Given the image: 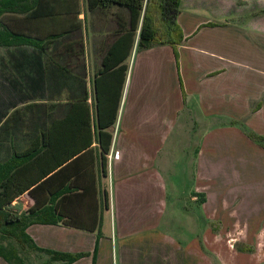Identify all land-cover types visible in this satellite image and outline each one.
Instances as JSON below:
<instances>
[{"label": "crops", "instance_id": "crops-1", "mask_svg": "<svg viewBox=\"0 0 264 264\" xmlns=\"http://www.w3.org/2000/svg\"><path fill=\"white\" fill-rule=\"evenodd\" d=\"M23 17L3 12L0 25L38 37L78 27L42 50L0 47V159L30 156L26 174L48 173L39 181L48 178L42 190L21 194L11 207L20 212L49 198L61 221L92 229L32 224L25 229L32 242L85 254L70 264H264V167L254 170L258 182L247 183L245 167L219 170L212 162L220 136L232 142L228 154L250 153L264 163V103L255 108L264 96V0H179L178 45L139 51L133 45L108 129V153L117 151L118 158L106 162L104 176L93 82L105 51L127 28V10L88 9L87 0H75L64 20ZM219 116L229 123L218 126ZM195 120L206 128L183 147ZM176 128L182 135H174ZM183 148L184 183L172 176L169 161ZM220 172L244 181L221 179Z\"/></svg>", "mask_w": 264, "mask_h": 264}, {"label": "trees", "instance_id": "trees-1", "mask_svg": "<svg viewBox=\"0 0 264 264\" xmlns=\"http://www.w3.org/2000/svg\"><path fill=\"white\" fill-rule=\"evenodd\" d=\"M0 0L1 13L12 14L22 13L23 20H36L57 14L63 17L69 12L71 4L75 0ZM117 5L125 8L128 12V24L126 29L115 38L112 44L105 51L101 60V68L94 79V101L96 108L97 144L100 155V173H106V154L108 153L111 140L112 127L124 74L127 66L124 61L130 55L133 45L134 50H145L157 45H169L174 48L182 40V34L175 19L178 13L179 0H87V8L107 7ZM56 12V13H55ZM163 28V37L159 35V29L155 23ZM205 26H212L207 23ZM78 24L75 23L67 30L57 34H50L44 37L33 36L14 28L0 25V47L29 46L42 50L48 40L57 38L68 31L75 30ZM115 81V84H114ZM264 103V96L256 103L258 108ZM264 140V138H263ZM50 143L47 140L41 145V150L48 151ZM30 156L17 158L10 157L0 159V237L14 241L20 248H25L37 254L48 257L46 262L41 264H70L85 254H69L52 251L37 247L25 234L27 226L32 224L55 225L57 223L73 226L83 230H92L83 227L79 222L70 220L69 223L61 221V216L56 212L57 205L51 207L48 200L36 208H28L24 211H16L11 203L21 194L27 192L32 194L36 189L42 190V184L48 182V178L39 182L48 175L47 170L37 175H29L22 168ZM36 188L28 190L31 186ZM47 196H48V191ZM78 197L80 195H77ZM104 205L107 207V195L104 194ZM93 228V227H92ZM0 259L7 264H23L17 250L13 246L6 247L0 244Z\"/></svg>", "mask_w": 264, "mask_h": 264}, {"label": "rangeland", "instance_id": "rangeland-1", "mask_svg": "<svg viewBox=\"0 0 264 264\" xmlns=\"http://www.w3.org/2000/svg\"><path fill=\"white\" fill-rule=\"evenodd\" d=\"M205 16L209 18L208 14H206ZM155 24H156V27H158V29H159V35L161 37H163V31H164L163 28L160 26V24L158 22ZM217 120H218L217 121L218 126L229 123V121L226 120L225 118H223L222 116H219ZM193 122H196V120ZM240 123L241 122L236 123V125L238 126V129H240L241 131H243L245 133L249 132L247 130V128H245V126H242ZM203 124H204V121H203ZM205 128H206L205 125H202V126L200 125V127H199V125L196 122V127L194 128L195 133L191 134L189 140L188 139L184 140V138H181V141H180L181 145H184L183 147H186L187 143H189V141L194 143V140H196L195 142H197V140L199 139V135L201 136V134L204 132ZM218 129H220V128H218ZM173 133H174V135H177V133L182 135L179 132L178 128H176ZM245 136L247 137V139H249L251 145L256 147L257 141L255 140V137H253L252 135H248V134ZM214 142H215V144L218 145L217 146L218 150L213 151L212 162L216 163L219 170L224 168V169H227L229 171H238L240 168L245 167L246 169L249 170L247 178H248V180H250V182H247V183L258 182L257 181L258 174H256L255 171L257 172L258 166H259V168L264 167L263 162H257V160L252 155H249L250 153L246 154V155L244 154L245 156L243 155V157H241L236 150H235V156L234 157L232 156V152L230 154H228L229 148L230 149L232 148V146H231L232 142L228 139L224 142L222 140V138L220 136H218L216 141H214ZM209 144L210 143L207 142V145H209ZM179 152H180V154L177 151H175L174 153H171V157H169V161H170V165H171V173H173L172 176H175L177 181L180 180L184 183V181L188 180V176L185 175L182 172V170L184 168V165L186 164L185 163V154H187L188 152L185 151L184 148H183V151H179ZM226 155L227 156L229 155L231 158L234 159V161H233V159H231L232 162L226 163V160H227ZM247 163H248V165H247ZM258 163H261V165H259ZM242 175H240V177H242ZM238 176L239 175H235V172L234 173H232V172L221 173L220 172L219 178L225 179V180H228V178H229L230 181H233L234 183L243 182L244 180L242 178H240V182L236 181ZM244 178H245V175H244ZM182 198L183 197L181 196V199H180L181 204H183L185 202V199L184 198L182 199ZM12 208L16 211H19L20 206L15 205ZM183 217H184V215H179L177 218L180 219ZM0 244L4 245L6 247L13 246L17 250L21 259L23 260V264H40L41 261L46 258V256H44V255H40V254L31 252L25 248L24 249L20 248L14 241L9 240V239H2L0 237ZM225 244L228 248H231L234 246V242L232 241V239H229V238L225 239ZM0 263H3V261L0 260Z\"/></svg>", "mask_w": 264, "mask_h": 264}, {"label": "built area", "instance_id": "built-area-1", "mask_svg": "<svg viewBox=\"0 0 264 264\" xmlns=\"http://www.w3.org/2000/svg\"><path fill=\"white\" fill-rule=\"evenodd\" d=\"M118 158V152L117 151H110L107 155H106V162L107 164L109 163L110 160H116Z\"/></svg>", "mask_w": 264, "mask_h": 264}]
</instances>
